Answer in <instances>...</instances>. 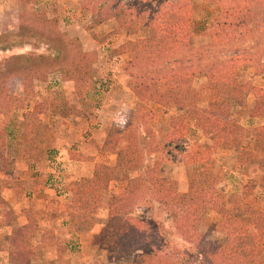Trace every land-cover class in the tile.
I'll return each instance as SVG.
<instances>
[{"label": "rangeland", "instance_id": "1", "mask_svg": "<svg viewBox=\"0 0 264 264\" xmlns=\"http://www.w3.org/2000/svg\"><path fill=\"white\" fill-rule=\"evenodd\" d=\"M179 2L192 6L190 41L167 53L158 63H140L130 53L122 52L127 43L153 36L164 13ZM116 9L132 13L128 17H132L129 26L122 27L108 16L109 11ZM230 10L238 19L229 23L225 16ZM223 21L229 25L228 30L232 23L239 30L247 28L248 36L215 42L211 35L218 27L217 22ZM136 22L138 30H133L130 26ZM149 22L153 24L149 26ZM216 66L233 71L237 84L232 96V117L248 130L240 147L256 150V127L264 125V116L254 115L256 94L252 88L264 90V0H0V135L6 125L8 154L16 159V168L7 178L29 181L26 192L17 198L20 203L27 200L25 207L44 209L46 196L50 199L51 213L38 215L39 228L31 240L37 247L33 264L115 262L102 237L109 223L108 201L142 171L123 170L103 191L96 223L75 228L66 214L53 211L58 209L57 201L64 204L70 200L67 184L89 175L95 164L74 157L81 153L93 156L96 163L113 165L116 153L99 151L91 141L102 143L111 127H123L128 118H133L131 128L146 137L137 141L144 149L151 137L160 139L170 132L174 116L188 114L186 107H165L151 98L143 101L134 92L136 78L164 75L160 67L167 72L187 74L188 83L199 93L197 108L215 109L207 73ZM144 105L154 114L146 128L136 122ZM32 111L38 113L44 129L39 160L21 157L29 149L27 129ZM187 125L183 141L173 147L176 158H171L172 152L169 155L145 152L143 173L152 170L160 178L175 181L179 193H188L191 179L203 176L206 159L210 172L218 179L216 189L222 193L218 199L214 198V204L225 201L228 210L237 211L242 222L248 223L251 216L243 204L264 211V186L253 185L254 180L264 175V166L258 160L242 163L237 147L217 143L195 120L187 121ZM150 131L154 134L150 135ZM129 132L122 131L118 149L131 143ZM199 146L205 152L200 159ZM257 154L259 159L264 158V152L258 150ZM9 190L0 191L7 201ZM147 195H133L125 205L130 215L140 218L141 213V219L150 224L146 241L141 233L140 251L128 249L124 255L131 257L156 249L157 257L179 264L187 260L191 264H213L202 253L199 242H185L184 234L175 229L171 218L174 208L156 199L147 202ZM8 202L15 213L23 208ZM20 219L21 216L15 226L22 225ZM222 220V215L213 208L202 211L198 230L204 236V247L227 243ZM12 229L0 217V237ZM250 229L252 241L257 238V230L252 226ZM48 231L50 245L42 247L40 240ZM0 264H14L5 249L0 251Z\"/></svg>", "mask_w": 264, "mask_h": 264}, {"label": "trees", "instance_id": "2", "mask_svg": "<svg viewBox=\"0 0 264 264\" xmlns=\"http://www.w3.org/2000/svg\"><path fill=\"white\" fill-rule=\"evenodd\" d=\"M191 7L190 3L172 4L170 9L164 13L161 21L158 22L153 36L142 37L135 42L127 43L122 46V52L130 53L133 59L140 61V63L142 61L161 62L167 53L178 50L183 44L190 41L191 29L188 25L193 19V15H190ZM109 12L111 14L108 16L116 19L122 27L129 26L127 25L128 22L131 23L132 17L130 19L128 17L132 16V13H128L125 9H116ZM225 19L230 23L233 20L236 21L238 17L230 10L226 13ZM151 22H149V26L153 24ZM217 24V29L211 35L217 43L227 40L234 41L249 34L247 28L239 30L234 23L230 24L232 26L230 30H228L230 27L225 21L222 22L225 25L220 24V22H217ZM233 27L236 29H233ZM130 28L138 30V23H134ZM165 69V67H160L161 73L164 75L159 77L151 78L141 75L136 78L135 86H133L134 92L143 101H148L151 98L165 107L173 105L186 107L188 114L186 113L181 117L174 116L170 121L172 128L170 132L160 139L155 136L151 137L150 141L144 144V149L140 147L141 145L137 141L145 135H140L135 128H131L132 122L135 123L133 118H128L123 127H111L102 143L91 141L99 151L116 153V163L113 165L96 163L91 176L69 182L67 190L71 193L70 200L64 204L57 201L58 207L56 208L58 209L53 208V211L60 210L66 214L71 225L75 228H82L87 224L96 223L103 191L108 189L110 183L123 170L132 171L140 168V171H142L140 176L131 178L128 185L108 201L109 223L102 231V237L104 246L115 256V262L112 264H179L166 259V257H157L156 249L144 250L147 252L136 253L131 257L124 255L128 249L140 251L141 233L145 234L144 241H146L148 235L150 222L141 219V213L139 218L130 215V212L125 209L126 203L133 195L136 196L139 193L143 197L144 194H149L147 195V202L156 199L164 202V204H170L171 208H174L171 211V218L175 224V229L184 234L185 242H199L202 253L209 257L213 264H264V211L243 204L242 206L251 216L248 223H243L237 211L231 212L226 208L225 201L216 206L214 198L218 199L217 196L222 195V193L216 189L218 179L214 173L210 172L206 159L203 161L205 163L203 176L191 179L188 193H179L175 181L169 178H160L152 170L146 169L143 173L145 169L143 167L146 158L145 152H163L168 155L172 152L171 158H176L173 147L175 143L183 141V132L184 129L188 128L187 121L190 120H195L196 124L203 128L204 132L210 134L211 139H214L217 143L237 147L239 150L238 159L242 163L250 164L252 161L258 160L264 166V158L259 159L257 154L258 150L264 152V125L256 127V150H247L240 147L248 130L232 117V96L234 86L237 84V80L232 76V70L227 69L225 66L211 68L207 76L209 90H211L215 101V109L200 110L196 104L199 93L188 83L186 78L188 75H179L172 73V71L167 72L168 70L165 71ZM77 71L78 67L74 72L77 74ZM75 73L73 76L76 75ZM252 89L256 94L254 115L264 116V90L257 87ZM2 113L5 112L2 111ZM153 115V112L144 105L141 112L138 113L139 119L136 122H141V126L146 128L149 125V119ZM6 129V125H4L3 133L0 135V191L2 189L14 190L16 197L20 198L26 192L29 181L15 177L7 178L16 168V159L8 154L9 144ZM124 129L130 131L131 143L127 147L118 149ZM27 134L29 149L27 148L28 151L22 153L21 157L28 160L41 159L44 129L41 119L35 111L30 113ZM149 134L154 133L150 131ZM204 155L203 147L199 146L198 158L200 159ZM74 158L78 161L95 160L93 156L81 153ZM211 162L213 163V161ZM256 184L264 186V175L260 180L253 181V185ZM49 202V196H46L44 209L25 207L21 209V213H15L12 211L9 202L0 195V217L2 222L6 227H13L8 234L0 237V251L7 250L9 259L14 264H33L37 247L31 243V240L39 228L38 215L51 213ZM206 208H213L222 215V227L228 234L226 244L204 247L205 239L198 230V222L202 211ZM19 216H24L27 222L15 226ZM251 226L257 230V238L252 241ZM48 233L49 231L40 240L42 247L50 245ZM57 241L58 238H56V243ZM185 264L191 263L187 260Z\"/></svg>", "mask_w": 264, "mask_h": 264}, {"label": "crops", "instance_id": "3", "mask_svg": "<svg viewBox=\"0 0 264 264\" xmlns=\"http://www.w3.org/2000/svg\"><path fill=\"white\" fill-rule=\"evenodd\" d=\"M93 146H94V144H92ZM95 147V146H94ZM80 162H94L95 164H96V161L94 160V161H80ZM95 164H94V166H93V168H92V171L90 172V174L89 175H86V176H91L92 174H93V171H94V167H95ZM8 192H10L9 193V199H8V201L10 200V202L15 206L16 204H19L20 206H22L23 208H25V204H26V202H27V200L25 201V199L24 200H22L21 201V203L20 202H18V200H17V197H16V195H15V192L14 191H11V190H9ZM24 197H26V195H24ZM17 213H18V211H16ZM19 213H21V210H20V212ZM22 217V219H20L21 220V224H25L27 221H26V218L24 217V216H21Z\"/></svg>", "mask_w": 264, "mask_h": 264}]
</instances>
